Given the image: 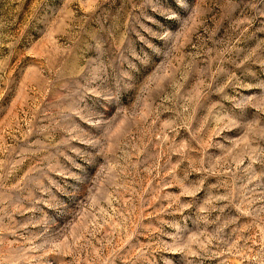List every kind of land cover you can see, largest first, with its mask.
<instances>
[{
    "label": "rangeland",
    "instance_id": "374dc122",
    "mask_svg": "<svg viewBox=\"0 0 264 264\" xmlns=\"http://www.w3.org/2000/svg\"><path fill=\"white\" fill-rule=\"evenodd\" d=\"M0 264H264V0H0Z\"/></svg>",
    "mask_w": 264,
    "mask_h": 264
}]
</instances>
